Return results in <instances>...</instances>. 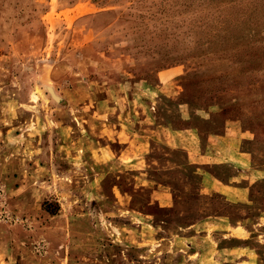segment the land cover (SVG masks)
Wrapping results in <instances>:
<instances>
[{"label":"rangeland","instance_id":"obj_1","mask_svg":"<svg viewBox=\"0 0 264 264\" xmlns=\"http://www.w3.org/2000/svg\"><path fill=\"white\" fill-rule=\"evenodd\" d=\"M198 254L264 264V0H0V264Z\"/></svg>","mask_w":264,"mask_h":264},{"label":"crops","instance_id":"obj_2","mask_svg":"<svg viewBox=\"0 0 264 264\" xmlns=\"http://www.w3.org/2000/svg\"><path fill=\"white\" fill-rule=\"evenodd\" d=\"M122 133H124V129L118 130V132H116V134H115V137L118 136V135H120V134H122ZM131 133H132V135H135L137 137L135 139H131V142L129 143V145L128 144H124L123 145V148H122L123 151L121 150V153H124V151L127 152V153L133 152V151L135 152L134 148L135 149H138L139 147H142L143 148V146L145 145L144 141L139 140L138 136L142 137V135H140V133L138 131H136L135 133H133V132H131ZM228 135H229V133L227 132L225 136H221L217 140L218 143H219V148L221 150H223V148H227V146H228L227 145V141L230 139L228 137ZM216 138H214V140H216ZM223 141L224 142L226 141V147H224V145H221L222 144L221 142H223ZM214 144H215L214 147L215 148H218L217 145H216L217 143L215 142ZM200 230H203V227L200 228ZM202 249H203V247H202ZM189 261H190V264H191V260H189ZM193 262L195 264H203V257H201V255L198 254L197 258L196 259H193Z\"/></svg>","mask_w":264,"mask_h":264}]
</instances>
